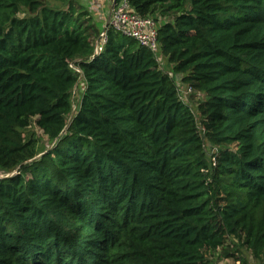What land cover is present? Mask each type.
<instances>
[{
	"label": "trees",
	"instance_id": "16d2710c",
	"mask_svg": "<svg viewBox=\"0 0 264 264\" xmlns=\"http://www.w3.org/2000/svg\"><path fill=\"white\" fill-rule=\"evenodd\" d=\"M127 1L157 52L109 26L95 55L75 0H0V264L264 263V0Z\"/></svg>",
	"mask_w": 264,
	"mask_h": 264
},
{
	"label": "rangeland",
	"instance_id": "374dc122",
	"mask_svg": "<svg viewBox=\"0 0 264 264\" xmlns=\"http://www.w3.org/2000/svg\"><path fill=\"white\" fill-rule=\"evenodd\" d=\"M75 1L83 5L84 8L89 10V12L93 16L94 21L97 22V25L101 30L105 29V24H107L106 20H107V17L109 16V12L111 9V0H75ZM158 60H159V63L162 69L167 74L171 75L174 78L175 85L177 86L182 99L193 110L196 118L199 119L196 101L203 98L202 94L197 93V92L193 93L194 91L193 92L189 91V85L184 84L181 81L180 77L174 74L172 65L167 61V59L162 58L160 57V55H158ZM83 89H84V84L81 80H79L73 92L74 109H76L79 103L80 96H81ZM25 135L27 138L32 136L38 139L37 145L39 149L42 151H47L51 149L54 145V143L49 139V137L45 135L39 127L35 125L25 130ZM206 151L210 158L214 152L213 148L207 144ZM41 155L42 154H39L37 158H39ZM239 255L240 257H242V260H240V262H237L236 260L232 258H223L221 260H218V258H215L214 264H264L263 262L254 259L251 253L248 252L246 249H242Z\"/></svg>",
	"mask_w": 264,
	"mask_h": 264
},
{
	"label": "built area",
	"instance_id": "2783aa9c",
	"mask_svg": "<svg viewBox=\"0 0 264 264\" xmlns=\"http://www.w3.org/2000/svg\"><path fill=\"white\" fill-rule=\"evenodd\" d=\"M106 22L107 24H105V29L96 41L95 55L99 54L103 50L104 45L107 42V29L109 26L115 28L123 35L138 40L143 46L148 47L152 51H158L157 23L152 17L144 18L138 15L131 8L127 0H120L118 2L117 0H111V9ZM71 67L79 70L74 63L71 64ZM79 80H81V78ZM189 91H191V89H189Z\"/></svg>",
	"mask_w": 264,
	"mask_h": 264
}]
</instances>
